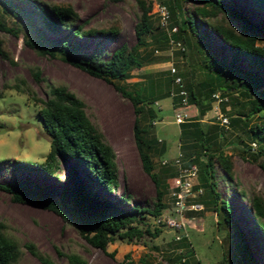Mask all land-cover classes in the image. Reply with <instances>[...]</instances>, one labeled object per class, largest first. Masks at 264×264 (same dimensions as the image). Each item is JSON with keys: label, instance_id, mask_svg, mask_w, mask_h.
I'll use <instances>...</instances> for the list:
<instances>
[{"label": "trees", "instance_id": "obj_1", "mask_svg": "<svg viewBox=\"0 0 264 264\" xmlns=\"http://www.w3.org/2000/svg\"><path fill=\"white\" fill-rule=\"evenodd\" d=\"M109 1L115 3L124 0ZM158 1L168 10V27L177 28L171 36L174 41L184 46V51L179 52L185 61L189 52L185 32L196 34L198 25L212 34L229 52L227 60H217L212 56L211 65L217 72L213 78L193 84L187 79L183 82L178 75L186 92L188 105L196 108L195 114L189 115L178 124V150L185 164L195 162L198 166L197 180L203 192L197 200L203 204V209L214 213L215 231L223 234L224 240L233 247L235 252L229 259L234 260L233 264H261L254 258L248 238L251 236L264 251V198L253 192L248 199L247 220L251 232L248 237L232 220L230 204L216 191L215 165L221 169L227 181L233 179L232 155L225 153L219 143L224 137L222 126L216 122L203 126L202 116L210 107V102L213 103L214 93L226 98L219 102L221 110L228 99L232 105L248 103L244 121L252 115L258 119L250 126V134L258 144L257 154L261 157L258 166L264 171V72L256 73L249 68L237 72L234 66L235 58L241 56L247 60L248 67L264 69V46L258 43L260 39H264V23L261 20L253 21L225 0H187L192 1L193 5L184 16H181L180 0ZM249 1L264 12V0ZM135 3L137 11L133 25L134 44L128 47L122 43L103 58L100 48H87L80 40L93 36H101L104 40L112 39L119 33L116 24L98 29H84L80 24L73 26L77 12L70 4L56 3L44 7L36 0H0L2 13L17 23L15 28L7 26L0 15V58L13 63L1 33L21 32L23 44L36 54L48 57L65 56L69 65L108 83L131 105L133 144L141 170L152 181L155 189V203L151 209L135 205L121 206L110 198L112 188L117 182L116 154L99 127L87 116L84 99L62 82L47 83L43 98L37 96L34 89L22 78H16L8 86L27 95L35 106L39 105L37 114L40 123L54 141L51 152L41 162H20L19 165L25 171L32 170L54 176L62 164L68 183L50 187L30 184L23 177L0 182V191L8 195L11 202L32 205L55 213L64 223L72 226L87 244L103 252L106 245L116 239L131 240L142 236L144 231L137 226L139 219L144 213L156 217L166 207L162 197L175 174L173 166L160 164L159 173L164 175L163 182L160 174L153 170L152 159L148 153L154 140L147 138L146 134L155 119L151 105L156 103V98L142 95L141 84H138L137 89L128 90L114 82L128 77L133 68L156 60L150 58L148 53L141 52L149 44L160 45V40L168 44L166 31L159 26L158 21L155 25L152 23V0H135ZM62 29L66 30L65 34L52 36ZM157 36L161 39L158 40ZM205 37L206 34H197L198 46L207 53V42L203 41ZM147 38L149 42H146ZM29 72L35 83L42 80L37 67H30ZM230 74H236L235 78L230 77ZM171 80L172 78L170 83ZM196 85L207 87L208 102L200 100ZM4 88H7V84L0 87V96ZM170 90L171 86L166 95L171 98L173 107L179 103L180 97H171ZM175 90L178 88L175 87ZM143 118L148 120L146 126L141 124ZM240 119V114L235 113L228 119V124L233 125ZM5 228L6 224L0 220V264H14L19 259L21 250L17 242L6 234ZM145 231L149 233L147 229ZM156 234L157 230L153 235ZM184 237L175 240L176 247L183 248L175 254L174 258L177 260L184 259L192 252ZM23 247L39 263L57 264L33 243H24ZM55 251L59 255L63 254L57 249ZM63 255L66 264H89L76 253ZM220 257L223 264H228L223 250ZM121 264H131L127 254ZM179 264L187 262L183 260Z\"/></svg>", "mask_w": 264, "mask_h": 264}, {"label": "rangeland", "instance_id": "obj_2", "mask_svg": "<svg viewBox=\"0 0 264 264\" xmlns=\"http://www.w3.org/2000/svg\"><path fill=\"white\" fill-rule=\"evenodd\" d=\"M36 1L44 7L56 3L72 5L77 12V18L72 22L73 26L80 24L84 29H98L116 24L119 27V33L112 39L104 40L101 36H93L80 40L87 48H100L103 58H106L114 48L122 43L128 47L134 44L133 25L137 11L135 0H124L115 3L109 0ZM163 1L167 2V0ZM225 1L253 21L261 20L264 23V12L249 0ZM192 5V1L180 0L181 16H184L186 11H190ZM150 13L152 14V23L155 25L157 15L153 1ZM0 15L7 26L12 28L17 26V23L2 13L1 9ZM65 33L66 30L62 29L52 36L59 37ZM197 34H206L203 41L207 42V53L198 46ZM1 36L13 63L0 58V87L2 84H7V88L2 91L0 101L5 99L7 91L13 89L8 86H11L16 78L24 79L40 98L44 97L47 83H64L69 90L84 99L87 116L99 127L106 141L115 151L117 182L110 194L112 201L125 207L135 205L151 209L155 203V189L152 181L141 170L133 144L131 131L133 113L129 101L115 92L108 83L91 77L69 65L65 56L48 57L36 54L23 44L21 32L17 34L2 32ZM160 39L161 37H158V40ZM185 39L189 47L186 61L178 49L160 40V45L149 44L141 51L142 53H148L150 58L156 59L155 61L144 64L139 68H133L128 77L114 81L128 90L137 89L138 84H141L142 95L156 98V103L151 105L155 112L154 123L147 130L146 137L154 140L148 148V153L152 159L153 170L157 173L160 172V161L162 159L172 160L178 153V125L174 122L171 98L166 95L171 86V76L168 73L169 67L173 66L175 68V75L181 76L183 82L187 79L196 84L207 78H213L217 73L211 65L212 56L217 60H227L229 56L226 47L199 25L196 34L186 31ZM146 42H149L148 38ZM258 43L264 46V39H260ZM32 66L37 67L39 70L42 79L39 83H35L31 78L29 68ZM234 66L237 72L246 68L256 73L264 72V69L261 70L255 66L248 67L247 60L241 56L235 58ZM235 75L230 74V77L235 78ZM10 82L12 83L10 84ZM195 87L200 100L208 102L207 87H198L197 85ZM213 104L210 102V107L202 116L203 126L213 122L211 118L214 116L211 107ZM242 104L243 102L232 105L228 99L222 106L223 110L219 109L220 104H217V112L228 119L235 113H239L241 119L233 125L228 124L226 128L222 127L224 137L219 140L224 152L232 155L233 179L227 181L217 165L214 167V175L216 191L231 206L232 220L249 237L251 232L247 220L248 199L253 192L259 193L264 198V171L258 166L261 161L260 155L257 154L258 144L250 134V126L258 119L255 115H252L247 121H244L249 104ZM38 107L39 105L35 106L28 98L24 111L29 115V124H31L33 114L35 119L40 122L37 114ZM194 108L193 105L191 107L188 105L184 108V111L189 115L194 111ZM10 110L18 112L19 107L13 103ZM23 114L21 113V115ZM147 123L146 118L141 119L143 126H146ZM41 161H0V182L25 177L30 184L50 187L68 183L62 164L54 176L39 174L32 170L25 171L19 165L20 162ZM159 174L164 182V175ZM240 192H242V195ZM162 200L165 203L168 202L165 192ZM186 214L188 218L191 217V222L185 227L187 235L184 238L188 242V249L192 252L184 259L177 260L174 258L175 254L183 250V248L176 247L175 231L171 228L157 226L154 223L155 217L148 213H144L137 223V226L144 231L141 237L131 240L116 239L114 242L107 244L103 252L87 244L72 226L64 223L55 213L32 205L11 202L8 195L0 191V220L6 224V234L17 242L21 250V255L14 264H41L23 247V244L27 242L33 243L57 264H66L63 255L65 253H76L89 264H121L126 254L131 264H179L183 260L187 264H223L220 257L221 250L225 253L228 264H233L234 260L232 261L229 258L235 251L224 240L223 234L215 231L214 213L203 209L199 212L190 211ZM155 230H157V234L153 235ZM248 239L249 248L254 258L257 262L264 264L262 247L251 236ZM55 249L63 254H57ZM168 256L171 258L168 259Z\"/></svg>", "mask_w": 264, "mask_h": 264}, {"label": "built area", "instance_id": "obj_3", "mask_svg": "<svg viewBox=\"0 0 264 264\" xmlns=\"http://www.w3.org/2000/svg\"><path fill=\"white\" fill-rule=\"evenodd\" d=\"M155 4V11L157 15V21L161 28H163L168 37V44L174 46L179 51H184V46L174 41L172 33H175L176 26L168 27V10L166 6L160 3L158 0H152ZM176 70L173 66L169 67V74L171 80L170 96H179V103L173 106L174 122L178 125L185 120L189 115L184 111V108L188 106L186 99V92L182 88L181 79L178 75H175ZM175 87L178 90H175ZM213 112L214 116L211 117L213 122L218 123L222 127H227L228 118L221 113L217 112V104L220 101L226 100V98L220 97L218 93L212 94ZM154 123V121L152 122ZM181 153L178 150L177 156L172 160L162 159L160 164H169L175 168V174L172 178L170 185L167 187L168 202L166 207L154 218V223L157 226L171 228L175 231L174 239L178 240L182 236H186L185 227L191 222V217L188 218L187 212H199L203 210V204L197 199L202 194L203 190L198 185L197 175L198 166L195 162L185 164L181 158Z\"/></svg>", "mask_w": 264, "mask_h": 264}, {"label": "clouds", "instance_id": "obj_4", "mask_svg": "<svg viewBox=\"0 0 264 264\" xmlns=\"http://www.w3.org/2000/svg\"><path fill=\"white\" fill-rule=\"evenodd\" d=\"M27 101V95L14 88L7 91L5 99L0 101V161H39L53 148L52 137L34 114L29 124V115L24 111ZM13 103L18 105V112L10 110Z\"/></svg>", "mask_w": 264, "mask_h": 264}, {"label": "crops", "instance_id": "obj_5", "mask_svg": "<svg viewBox=\"0 0 264 264\" xmlns=\"http://www.w3.org/2000/svg\"><path fill=\"white\" fill-rule=\"evenodd\" d=\"M189 106L191 107V105H189ZM195 113H196V108H194V111L191 114H189V115H193Z\"/></svg>", "mask_w": 264, "mask_h": 264}]
</instances>
